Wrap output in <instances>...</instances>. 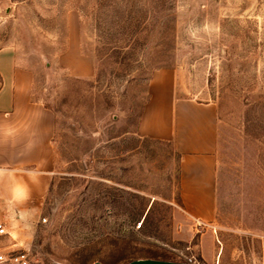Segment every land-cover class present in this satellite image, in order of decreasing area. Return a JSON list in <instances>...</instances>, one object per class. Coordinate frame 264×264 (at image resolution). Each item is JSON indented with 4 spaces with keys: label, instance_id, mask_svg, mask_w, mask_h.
Listing matches in <instances>:
<instances>
[{
    "label": "rangeland",
    "instance_id": "374dc122",
    "mask_svg": "<svg viewBox=\"0 0 264 264\" xmlns=\"http://www.w3.org/2000/svg\"><path fill=\"white\" fill-rule=\"evenodd\" d=\"M0 56L55 117L50 188L0 235V264H80L106 236L264 264V0H0ZM151 92L216 106L209 225L184 212L171 143L138 132Z\"/></svg>",
    "mask_w": 264,
    "mask_h": 264
},
{
    "label": "crops",
    "instance_id": "0c3cea01",
    "mask_svg": "<svg viewBox=\"0 0 264 264\" xmlns=\"http://www.w3.org/2000/svg\"><path fill=\"white\" fill-rule=\"evenodd\" d=\"M10 60L0 56L5 64L0 88V225L11 235L14 218L26 222L50 188L55 117L32 98L26 73L11 75ZM215 118L213 103L176 104L168 94L151 92L138 123L141 136L167 141L179 154L180 202L185 214L202 225L215 217ZM261 255L264 260V240Z\"/></svg>",
    "mask_w": 264,
    "mask_h": 264
},
{
    "label": "trees",
    "instance_id": "16d2710c",
    "mask_svg": "<svg viewBox=\"0 0 264 264\" xmlns=\"http://www.w3.org/2000/svg\"><path fill=\"white\" fill-rule=\"evenodd\" d=\"M134 260L173 262V257L166 251L149 244L106 236L87 246L80 264H127Z\"/></svg>",
    "mask_w": 264,
    "mask_h": 264
},
{
    "label": "built area",
    "instance_id": "2783aa9c",
    "mask_svg": "<svg viewBox=\"0 0 264 264\" xmlns=\"http://www.w3.org/2000/svg\"><path fill=\"white\" fill-rule=\"evenodd\" d=\"M5 234H6L5 229L2 227V225H0V235H5ZM6 261L7 259L3 255H0V263H4ZM8 261L16 264H27L26 254L22 252L17 254H12L9 256Z\"/></svg>",
    "mask_w": 264,
    "mask_h": 264
},
{
    "label": "water",
    "instance_id": "95a60500",
    "mask_svg": "<svg viewBox=\"0 0 264 264\" xmlns=\"http://www.w3.org/2000/svg\"><path fill=\"white\" fill-rule=\"evenodd\" d=\"M127 264H185V263L167 262V261H159V260H134Z\"/></svg>",
    "mask_w": 264,
    "mask_h": 264
}]
</instances>
